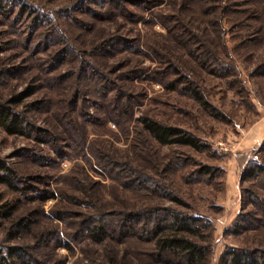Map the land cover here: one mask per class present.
Returning a JSON list of instances; mask_svg holds the SVG:
<instances>
[{"label":"rangeland","instance_id":"1","mask_svg":"<svg viewBox=\"0 0 264 264\" xmlns=\"http://www.w3.org/2000/svg\"><path fill=\"white\" fill-rule=\"evenodd\" d=\"M104 1L0 0V102L34 89L32 96L15 107L32 126L74 142L86 140V149L88 145L103 149L119 164L155 178L165 191H139L137 176L128 170L120 173L122 178H133L135 183L125 189L120 185L123 179L113 182L90 154L87 158L91 161H86L62 148L73 158L59 160L50 145L36 141L35 132L11 136L0 129V160L17 176L15 190L0 184V206L16 204L15 218L37 212L40 220L30 234L16 239L9 236L12 223L0 220V246L34 245L38 230L63 231V224L57 227L56 222L40 216L55 208L60 190L67 197L83 198V202L88 198L96 201V210L84 205L67 207L74 214L115 212L110 218L115 229L123 212L141 208H168L203 217L210 223L202 232L204 244L210 247L208 264H219L229 247L264 250V227L259 223L264 219L247 194L251 191L264 200V178L240 181L242 173L255 163L264 166V0H188V9L179 8L180 0H175L172 10L168 0H143L157 6L127 4L123 14ZM102 2L105 6L99 7ZM157 12L178 15L181 28L199 37V43L187 46L196 48L195 52L166 35L155 20ZM112 36L122 37L140 52L98 57L94 48ZM150 46L178 66L179 76L198 88L210 108H203L185 93L182 83L177 91H169L154 81L160 65ZM67 47L64 60L57 57L51 61L56 51ZM201 60L207 61L202 64ZM88 61L118 81L123 88L118 101L109 100L102 109L89 103L95 98L86 91L88 75L81 77L79 72ZM221 66L227 67L223 70ZM14 70L17 76L7 78ZM139 70L138 76L130 74ZM168 76L167 80L179 78ZM73 96L77 103H67ZM112 96L114 93L109 98ZM46 97L54 102L46 114L25 107ZM129 97L137 102L131 118L122 117L124 123L118 124L104 115L112 104L121 107L130 103ZM143 117L186 131L198 139L201 149L160 146L144 132L137 135ZM203 167L208 173H202ZM43 189L54 191L57 198L39 202L38 193ZM172 197L179 198V203ZM248 213L251 226L244 225L245 218L240 219ZM235 220H241L238 227L233 226ZM114 240L96 246L82 241L74 245L73 253L56 248L52 257L64 264L79 260L93 264L90 259L94 264H111L112 254L108 253L113 251L116 264H149L132 252L150 250L152 242L129 245L131 242ZM41 247L37 256L46 259L49 255L50 259V252Z\"/></svg>","mask_w":264,"mask_h":264},{"label":"trees","instance_id":"2","mask_svg":"<svg viewBox=\"0 0 264 264\" xmlns=\"http://www.w3.org/2000/svg\"><path fill=\"white\" fill-rule=\"evenodd\" d=\"M104 3L114 6L115 12L118 10V13L122 14L126 11L127 4L134 6L139 5V7H143L144 5L148 7L147 5H151L150 8L155 5L154 2L150 4V2L143 0H105ZM105 4L102 2L98 4V6L102 7L105 6ZM167 4L168 8L171 10L177 5L175 0H168ZM187 4H189L188 0H180L178 7L188 9ZM154 16L156 22L166 30V35L168 37H172V39L175 38L178 41L180 40L187 50L195 52L196 48H187V46L194 42L199 43V37L191 31L181 28L180 24L182 25V23L179 22L178 15L174 13L162 15L157 12ZM34 22L36 21L34 20ZM34 25L36 26V24ZM30 34H32V32ZM49 37L50 35L47 36V38ZM137 44L140 45L139 41H137ZM68 49L69 48L67 47L56 51L55 54L51 56V61L56 60L57 57L64 60L67 57ZM137 49V46L134 48L132 43L119 36H112L94 48L95 54L98 57L113 55L116 52H140V50ZM154 49V47H151V51L157 56L160 67H163L162 64L165 65L163 69L159 67V69L155 70L154 81L159 82L169 91H177L179 87L178 84L182 83L184 85L183 91L185 93L190 95V97L203 108H210L208 102H206L201 96L198 88L186 77L181 78L179 76L180 70L178 66L174 65V63H170L164 58L162 53H159ZM206 61L207 60H201L200 62L204 64ZM83 65L85 67L80 71L78 68L77 71L80 72L81 77L82 75H88L87 83L89 82V86H87L86 91L88 90V93L95 98H88L89 103L96 109H102L104 108V103L108 104L110 102L109 100H112V102H115V100L118 101L120 95L123 94V88L118 84V81L115 78H109L106 74L100 71L92 61L84 62ZM38 66L41 67L39 63ZM221 67L224 70L227 66ZM14 72H16V70L6 77L15 78L17 74H14ZM140 73V70L137 72H130V74H134V76H138ZM168 74L177 75L179 78L167 80V77H169ZM80 76H78L79 79ZM34 92V89L27 88L25 91L12 96L9 100L0 102V129L3 132L11 136H22L35 132L36 141L50 145L57 153V158H59V160L73 158L63 152L62 148L71 150V152L74 153V158L80 157L86 161H89V159L91 161V158H87V155L90 154L91 157L95 158L97 167L100 171L104 173V175H109L113 182H118L120 179H123L120 173L124 171L127 172L128 170L134 177L137 176L134 179L138 182L139 191H150L161 194L165 191L164 187L158 183L155 178L144 174L143 171L132 169L128 164H119L113 160L109 154L103 151V149L99 148L98 150H94L89 145L86 149V140L74 142L72 138L71 140H69L68 137L65 139L60 135H54L47 130L41 131L32 126L25 115H23L22 112L17 111L15 107L22 104L23 101L32 96ZM112 93H114V96L109 98ZM128 101H130V103L128 102L127 105L121 107L116 104L110 105V107H108L110 108V111L104 112V115L114 123H124L123 121H120L121 118L125 116L128 119L131 118L133 106L137 103L133 97H129ZM53 103L52 97H46L42 100L33 101L25 107L31 111L43 114L45 111L49 110L48 108H50ZM67 103L76 104L77 97L74 98L73 96ZM89 103L87 102L86 105ZM122 108L123 110H121ZM139 125H141V130L140 132L135 131V133L139 135L141 132H144L160 146L188 147L196 151L201 149L198 139L180 128L164 125L148 117L140 119ZM68 126L69 125L67 124L64 128H68ZM202 173H208V168L203 167ZM116 175L118 177H116ZM14 176L17 177L15 173L0 160V184L6 185L15 190ZM254 177L264 178V166L255 163L250 169L242 173L240 181L243 182ZM124 179L120 185L125 186V189L129 188L128 184L132 185L135 183L132 181L133 178ZM26 190H28V188ZM59 193L58 200L54 205L55 208L51 210L50 214L47 215L42 213L40 216L48 222H56L57 227L59 224H63L65 229L63 231L56 228L50 231H47L49 229L44 231L38 230L35 237L36 244L34 245L21 244L8 247L0 246V264H64V260L56 261L53 259V251L56 248H64L73 253L72 249L74 245H81L82 241L96 246L107 244L109 241H115L114 239L117 238L128 244L131 242L129 245H137L138 242H152L153 244H151L152 246L150 250H137V252H132L133 256L141 258L142 261H146L149 264H208L210 247L207 244H204L205 236L202 232L207 228L209 229L210 223L203 217L201 218L198 215L175 211L168 208H141L139 210L123 212L120 223H118V227L115 229L110 224V218L116 216L115 212H98L95 216H93V214L84 215L81 212L74 214L70 212V208L67 207L72 205H84L88 209L96 210V208L98 209L96 201L88 198L87 202H83V198L76 196L67 197L62 194V191L60 190ZM247 194L252 199V202L250 203L256 207V210H259V212L262 213L261 219H264V200L260 199L251 191L247 192ZM38 196L37 199L41 203L49 199L57 198V194L49 189L40 190ZM171 200L179 203V198L172 197ZM16 210V204L8 203L0 206V220H7L9 223H12V230L9 232L11 239H16L25 233L30 234L36 226L40 225V220L36 218L38 215L37 212H31L26 216L15 218L14 215H16ZM248 215H250V213L243 214V217L240 219L245 218L243 220L245 223L244 225L251 226L253 221L249 222L246 218ZM238 222L240 224L241 220ZM238 222L235 220L233 226L238 227ZM259 223L260 226L264 227L263 220H260ZM39 246H42V250L50 252L48 254H50L51 260L47 259L49 258V255H47L46 259L37 256L36 250L39 249ZM108 254H112L108 261L111 264H116L115 252L110 251ZM85 259L87 260V258ZM90 260L94 264V261H92V259ZM75 264L83 263L79 260V262H75ZM219 264H264V250L229 247L221 254Z\"/></svg>","mask_w":264,"mask_h":264}]
</instances>
